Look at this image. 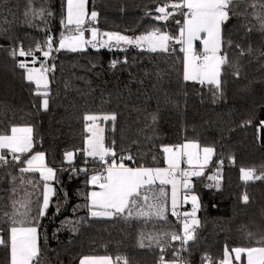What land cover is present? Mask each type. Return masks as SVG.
<instances>
[{
	"label": "trees",
	"instance_id": "obj_1",
	"mask_svg": "<svg viewBox=\"0 0 264 264\" xmlns=\"http://www.w3.org/2000/svg\"><path fill=\"white\" fill-rule=\"evenodd\" d=\"M165 2L88 0L89 14L98 13L97 20L90 22L101 32L140 36L161 28L176 35L175 20L182 17L176 15L166 25L154 19L156 7ZM41 8L51 15L33 17ZM236 10L243 15L232 16L224 25L225 38L232 41L227 49L231 66L222 70V87L217 92L214 86L184 81L179 45L175 53H153L135 46L122 51L90 46L76 52L57 51L61 33L67 32L61 23L66 0H0V134H10L12 126H31L34 147L28 155L42 151L48 166L57 169L53 204L40 219V264H80L85 257L98 256L111 257L114 264H124L125 259L128 264H158L161 253L155 241L149 246L148 237L166 240L165 233L181 231L172 214L167 220L146 223L90 216L85 207L92 188L88 180L102 166L83 151L90 135L86 131L90 122L84 119L88 114H116L115 122L100 119L104 142L111 146L115 141L117 156L131 153L133 160L124 161L130 167L164 166V146L194 141L215 148L204 175L192 178L189 191L198 197L200 223L195 242L190 241L187 251L180 253L182 264H209L206 256L211 264H218L225 258V247L231 251L262 246L257 241L264 237V180L245 182L241 169H254V175L264 172V0H245ZM49 35L53 53L48 61L55 69L48 72L49 108L44 111L35 84L27 80L26 69L18 66L21 61L31 62V57H14L11 51L20 46L35 51L37 44L46 48ZM36 55L44 59L40 52ZM113 61H117L115 67ZM237 68L238 76L234 75ZM67 152L75 154L71 163ZM220 160L222 180L217 187V181L208 177L217 175ZM75 166L88 171L72 173ZM18 167H0V235L5 238L10 222L4 213L11 212L12 201L25 190L33 193V199L42 192L39 175L27 173L25 180L31 178L38 186L26 184L21 189L17 180L13 193L11 177H19ZM142 237L143 248L139 246ZM172 245L179 247V242ZM165 259H172L171 247ZM0 264H10V249L4 246H0Z\"/></svg>",
	"mask_w": 264,
	"mask_h": 264
},
{
	"label": "snow or ice",
	"instance_id": "obj_2",
	"mask_svg": "<svg viewBox=\"0 0 264 264\" xmlns=\"http://www.w3.org/2000/svg\"><path fill=\"white\" fill-rule=\"evenodd\" d=\"M88 0H66V16L61 23L69 34L61 33L58 41L57 51L67 49L72 52L83 50L84 45H91L93 48L100 47H119L124 45H133L150 52L175 53V45H179L178 51L184 54V81L197 82L200 85L214 86L219 92L222 87V70L225 66H231L227 49L232 46V41L227 40L224 35V25L232 16H242V12L236 9L238 5L245 0H166L165 3L156 7L154 16L157 21L164 22L179 15L182 19L175 20L179 25L176 35L170 34L161 28H154L146 34L131 37L120 33H102L107 37L106 40L98 41V29L95 27L84 28L86 20L96 21L98 13L86 11ZM51 15L46 9L41 8L38 13L34 12L35 17L39 15L43 18ZM27 16L28 13L26 12ZM151 15V13H148ZM74 26V27H73ZM261 29L264 30V20L261 21ZM90 32V39H85L84 32ZM251 31V29H249ZM53 37L49 35L45 41L46 48L37 44L35 51L24 50L23 46L11 51L12 56L31 57V63L35 65L38 61L39 67L27 66V62L21 61L19 67L26 69L27 80L33 82L37 88L35 93L42 97V109L47 111L49 108V85L50 81L47 73L55 69V64L47 66L48 58L53 53ZM114 42V43H113ZM199 42V48L197 47ZM240 48V45H236ZM40 52L43 60L36 55ZM251 49L249 48V52ZM241 55L244 50L240 49ZM125 63L127 60L125 59ZM117 61L112 62V67L116 66ZM239 75V70L234 72ZM43 88L41 92L39 89ZM215 95V93H214ZM86 131L90 135L86 138V148L83 150L86 157H90L94 162H98L103 171L95 172L90 176L88 183L99 188L88 194L89 203L85 207L89 208V214L93 218H120L125 221L143 220L145 223L153 218L167 220L168 211V193L166 186H171V214L180 218V213L176 211L177 198L176 190L179 185L185 190L192 188V178L204 175V168L209 164L215 148L205 146L201 148L198 142H187L177 146H164L166 167H129L124 161H132L133 156L128 153L127 156H117L115 150V141L111 146H106L102 130L96 125V121L115 122L117 116L115 113L103 116L93 114L85 115ZM156 116L152 115V121L155 122ZM246 123H251L247 121ZM264 125V121H261ZM136 143V141H133ZM34 147L33 128L31 126L18 127L12 126L10 134H0V167L7 168L10 164L18 165L19 177L12 176L13 193L17 191L16 181L19 180V187L25 188V185L37 187L35 181L31 178L25 180L27 173L39 175L42 192L40 197L33 199V193L24 191V195L14 199L11 204V212H5L10 226L7 232V238L0 235V246L10 249V264H40V219L47 215L49 207L53 204V196L56 193L55 187L49 181L56 180L57 169L48 166L46 154L42 151L32 152ZM73 152L65 153L66 160L71 163L74 159ZM87 159L85 164H87ZM181 163L187 165L181 168ZM223 164V160L218 162ZM79 171L87 172L88 169ZM217 169V175L209 176L208 179L217 181V186L222 180V176ZM254 169H241V179L245 182L252 180H264V172L260 175H254ZM11 175V174H9ZM188 200V196H184ZM249 197L243 196V201L247 203ZM192 210L184 212L182 231L179 233H165L166 240L158 237L149 236L151 242L155 241L161 255L158 264H181L180 253L187 251L189 242L196 240V228L199 225L196 213L199 208L198 197L191 196ZM56 214H59L60 205L55 204ZM0 231H3L0 229ZM251 235V234H250ZM179 242V247H173L172 242ZM262 246L259 247H235L231 251L225 247L224 260L218 261V264H264V237L257 241ZM140 247H145L143 237ZM172 248V259H165V252ZM242 257L244 258L242 261ZM120 257H117L119 260ZM211 264V258L205 257ZM111 257H85L81 264H110ZM124 264H128L124 260Z\"/></svg>",
	"mask_w": 264,
	"mask_h": 264
},
{
	"label": "rangeland",
	"instance_id": "obj_3",
	"mask_svg": "<svg viewBox=\"0 0 264 264\" xmlns=\"http://www.w3.org/2000/svg\"><path fill=\"white\" fill-rule=\"evenodd\" d=\"M86 11L89 13V11H88V2H87V4H86ZM90 15V14H89ZM74 27V26H73ZM84 28H90V27H95L94 25H92V23L90 22V20H86V22H85V25L83 26ZM96 28V27H95ZM102 33H115V32H101L100 30H98V36H97V40L98 41H103V40H106L107 39V37H105V36H103V35H101ZM69 34V32H68V30H67V32L65 33V35H68ZM121 34V33H120ZM124 35V34H123ZM84 36H85V39H90V32L89 31H85L84 32ZM128 36V35H127ZM131 37H136V36H131ZM114 43V42H113ZM88 46H90V45H84L83 46V49H86ZM133 45H124L123 43H121V45L119 46V47H100L101 49H112V50H119V51H122V50H126V49H128V48H130V47H132ZM176 46V45H175ZM199 42H197V47L199 48ZM146 49V48H145ZM61 50H67V49H61ZM27 66L29 67V68H31V67H39L40 66V64H35V65H33L31 62H27ZM27 75V74H26ZM48 75V74H47ZM48 78H49V76H48ZM43 89V88H42ZM44 91V89L43 90H41V92H43ZM93 115H97V114H93ZM97 116H103V115H97ZM96 125L98 126V128L99 129H101L102 130V132H101V135L104 137V131H105V129H104V125L102 124V121L101 120H97L96 122ZM18 127H25V126H18ZM201 148H203V147H201ZM211 161H212V159H211ZM211 161L209 162V164L207 165V166H209L210 164H211ZM206 167V166H205ZM103 168H101L100 170H97V171H95V172H100V171H103L102 170ZM204 173H205V170H204ZM94 174V173H93ZM92 186V188H91V190L90 191H93V190H96V191H98L99 190V188L97 187V186H93V185H91ZM218 187V186H217ZM171 194H172V190H171ZM185 195H187L188 196V200L187 201H185L184 200V196ZM192 195H195V196H197L195 193H193V192H190L189 190H185V189H182V193H181V198H180V204H181V206H180V208L178 209V210H180L181 209V207H188V206H190V208H188V209H186L185 210V212H191V210H192V204H191V196ZM178 197H179V193H178ZM198 203H199V201H198ZM179 204V205H180ZM179 205L177 204V207H179ZM112 259V258H111ZM113 261V260H112ZM234 262V261H233ZM80 264H81V262H80ZM112 264H114L113 262H112Z\"/></svg>",
	"mask_w": 264,
	"mask_h": 264
},
{
	"label": "crops",
	"instance_id": "obj_4",
	"mask_svg": "<svg viewBox=\"0 0 264 264\" xmlns=\"http://www.w3.org/2000/svg\"><path fill=\"white\" fill-rule=\"evenodd\" d=\"M184 143H187V142H183V143H181V145L182 144H184ZM166 155V154H165ZM167 165H166V162L164 163V166H160V168H163V167H166ZM210 166V165H209ZM209 166H206L205 168H204V170H206ZM130 167V166H129ZM149 168H157V167H149ZM103 170V169H102ZM49 183H51L52 184V181H49ZM53 185V184H52ZM53 187H54V185H53ZM182 187H180L179 185L177 186V190H176V198H177V204L179 205L180 204V198H181V193H182ZM166 191H167V193H168V211L166 212V215H167V219L169 218V216H170V214H171V186L169 185V186H166ZM91 192V191H90ZM178 193H179V197H178ZM180 206H181V204L179 205V207H177L176 208V211L178 212L179 210V208H180ZM151 220H155V221H162V220H165V219H156V218H153V219H151ZM140 221H143V220H140ZM98 257H108V256H98ZM91 258V257H90ZM112 259H111V262H110V264H112Z\"/></svg>",
	"mask_w": 264,
	"mask_h": 264
},
{
	"label": "built area",
	"instance_id": "obj_5",
	"mask_svg": "<svg viewBox=\"0 0 264 264\" xmlns=\"http://www.w3.org/2000/svg\"><path fill=\"white\" fill-rule=\"evenodd\" d=\"M90 47H91V45H90ZM93 48V47H92ZM100 48V46L98 45L97 46V48H93L94 50H97V49H99ZM135 49H139L138 47H136L135 46ZM47 66H49L50 67V62L49 61H47ZM48 74V73H47ZM181 145V144H180ZM187 167V165L185 164V163H181V168H186ZM84 168H86L85 166H75V167H73L72 168V170H71V172L73 173V172H83V171H79L80 169H84ZM219 168V174L221 175L222 174V170H223V164L221 165V164H219L215 169L217 170ZM188 208H190V206H188V207H181V209L178 211V213H180L181 215H180V218L178 219L177 218V221H178V223H179V225H180V229H181V231H182V223H181V220L183 219V213L185 212V210L186 209H188ZM197 229V228H196ZM180 231V232H181ZM180 260H181V258H180ZM181 264H182V260H181Z\"/></svg>",
	"mask_w": 264,
	"mask_h": 264
}]
</instances>
